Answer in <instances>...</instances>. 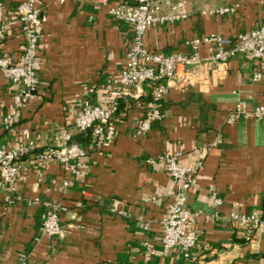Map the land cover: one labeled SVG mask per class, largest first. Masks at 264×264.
<instances>
[{"label": "crops", "instance_id": "crops-1", "mask_svg": "<svg viewBox=\"0 0 264 264\" xmlns=\"http://www.w3.org/2000/svg\"><path fill=\"white\" fill-rule=\"evenodd\" d=\"M22 1L0 4L13 10ZM36 1L42 10L40 85L10 124L5 121L18 87L0 73V148L19 142L25 128L37 143L22 159L18 192L10 197L0 188V264H264V233L247 241L231 219L233 212L264 215V116L252 114L264 106V60L237 55L218 66L207 64L203 77L192 83L179 85L181 77L168 83L162 119L144 134L136 127L148 90L123 99L114 143L108 148L89 143L87 157L75 163L78 173L72 174L54 160L39 162L37 154L71 126L86 101L105 103L117 86L133 27L110 9L135 0ZM188 1L187 19L145 33L147 49L189 54V39L211 34L234 39L264 25V0ZM224 8L232 11L208 13ZM24 47L21 25H9L0 58L16 60ZM200 54L210 56L206 46ZM256 72L262 74L258 81ZM176 153L183 165L204 164L188 198L199 214L198 242L188 259L179 249L162 251V219L177 191L162 163H146ZM66 179L69 185L62 187ZM214 193L221 204H214ZM52 204L61 207L63 239L40 231Z\"/></svg>", "mask_w": 264, "mask_h": 264}, {"label": "built area", "instance_id": "built-area-1", "mask_svg": "<svg viewBox=\"0 0 264 264\" xmlns=\"http://www.w3.org/2000/svg\"><path fill=\"white\" fill-rule=\"evenodd\" d=\"M108 0H100V4ZM188 0H135L132 5H121L110 9L111 14L133 27V39L126 54V64L122 69L117 86L108 94L105 103L95 104L90 100L77 111L73 123L54 142L37 154L39 162H58L66 171L77 174L75 163L87 157V145L76 141L75 137L90 132V143L102 148L111 146L117 136L116 114L123 99L139 98L146 88L149 101L142 120L137 124L138 134L151 130L163 116L161 103L168 94V83L179 79V85L192 83L203 77L206 65L218 66L227 63L237 55L250 61L264 60V25L241 33L234 39L211 34L204 38H192L186 45L192 48L189 54H164L153 52L144 45L145 33L164 24H174L190 16ZM232 9L210 10L209 14H225ZM21 25L25 39L23 52L16 60L0 58V73L9 82L18 87L14 97V108L6 117V123H12L20 110L25 108L35 97L40 85L38 71L39 39L42 23V10L36 0H23L15 9L8 10L0 4V43L5 37L9 25ZM206 46L210 56L203 58L200 48ZM262 77L254 74V80ZM93 92V90H90ZM240 111L241 109L238 108ZM254 117L264 116V106L256 108ZM37 149L36 140L30 129L22 131L19 142L9 147L0 148V188L6 189L9 196L18 192L22 177V159ZM181 155L165 154L158 158H148L146 163L155 166L162 163L176 187V198L167 205L162 219L161 244L164 254L179 249L188 259L198 242V213L188 206L189 193L197 182V176L203 170V162L195 166H186L180 162ZM69 185V180L62 182V187ZM215 205L222 203L217 193L213 194ZM58 204L50 205L42 216L40 231L43 236L63 239L65 228L60 224ZM231 219L237 221L245 240H250L254 233H264V215L231 213ZM148 229V225L145 226ZM150 253H154L150 242L146 243Z\"/></svg>", "mask_w": 264, "mask_h": 264}, {"label": "trees", "instance_id": "trees-1", "mask_svg": "<svg viewBox=\"0 0 264 264\" xmlns=\"http://www.w3.org/2000/svg\"><path fill=\"white\" fill-rule=\"evenodd\" d=\"M120 107H121V102H120V105H119L118 113L120 111ZM117 114H116V116H117ZM75 139H76V141H79V142H81V143H83L85 145H88L90 143V141H91L90 140V132L87 134V136H85L84 134L77 135L75 137Z\"/></svg>", "mask_w": 264, "mask_h": 264}]
</instances>
